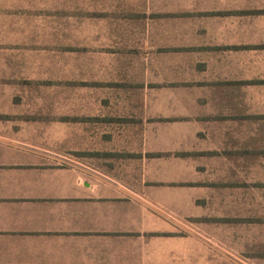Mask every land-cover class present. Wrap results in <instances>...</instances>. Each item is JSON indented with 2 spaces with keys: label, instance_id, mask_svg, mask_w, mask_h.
Instances as JSON below:
<instances>
[{
  "label": "rangeland",
  "instance_id": "374dc122",
  "mask_svg": "<svg viewBox=\"0 0 264 264\" xmlns=\"http://www.w3.org/2000/svg\"><path fill=\"white\" fill-rule=\"evenodd\" d=\"M154 6L0 0V134L41 135V162L56 164L84 158L86 131H109L174 219L227 264H264V44L232 85L180 77L152 56Z\"/></svg>",
  "mask_w": 264,
  "mask_h": 264
},
{
  "label": "crops",
  "instance_id": "0c3cea01",
  "mask_svg": "<svg viewBox=\"0 0 264 264\" xmlns=\"http://www.w3.org/2000/svg\"><path fill=\"white\" fill-rule=\"evenodd\" d=\"M151 1L152 56L174 59L166 65L180 77L232 85L255 41L264 44L255 23L262 2ZM25 128L0 134V264H227L198 229L172 217V196L141 184L140 167L125 170L109 131H86L84 158L44 164L41 135Z\"/></svg>",
  "mask_w": 264,
  "mask_h": 264
},
{
  "label": "trees",
  "instance_id": "16d2710c",
  "mask_svg": "<svg viewBox=\"0 0 264 264\" xmlns=\"http://www.w3.org/2000/svg\"><path fill=\"white\" fill-rule=\"evenodd\" d=\"M264 13V11H262Z\"/></svg>",
  "mask_w": 264,
  "mask_h": 264
}]
</instances>
